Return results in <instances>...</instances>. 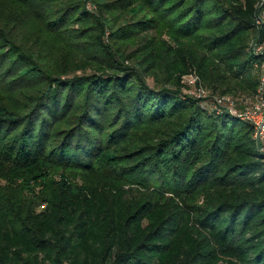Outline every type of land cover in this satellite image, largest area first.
Returning <instances> with one entry per match:
<instances>
[{"label": "trees", "instance_id": "trees-1", "mask_svg": "<svg viewBox=\"0 0 264 264\" xmlns=\"http://www.w3.org/2000/svg\"><path fill=\"white\" fill-rule=\"evenodd\" d=\"M254 43L264 0H0V264H264L253 127L183 94L255 97Z\"/></svg>", "mask_w": 264, "mask_h": 264}, {"label": "rangeland", "instance_id": "rangeland-1", "mask_svg": "<svg viewBox=\"0 0 264 264\" xmlns=\"http://www.w3.org/2000/svg\"><path fill=\"white\" fill-rule=\"evenodd\" d=\"M263 2L261 1V4ZM120 5V3L118 4ZM261 6V5H260ZM90 10L95 11V9L93 7H90ZM127 16V15H126ZM126 16H124V23H128V21L130 22V20H132V18L128 17L127 19L125 18ZM126 19V20H125ZM123 24V23H121ZM118 25L119 26H122V25ZM252 46L250 47V49L254 52L253 50V46L257 45V49L260 48V50H257V52H261L262 53V56H264V44L262 45H259L257 43H254V44H251ZM254 54H256V52H254ZM148 80V84L150 87H154V84H153V78L149 79L147 78ZM183 83L184 85L186 86V89H184L183 91V94L186 95V96H189V97H192V98H195V99H202V100H205L203 102V105L205 108H207L210 112H212L213 110H215V106H214V99L216 98H222L219 94H214L212 93L211 91H209L203 84L202 82L199 80V78L195 75H192V76H188V77H184L183 79ZM224 97H227L228 99H226L227 101L231 102L230 104L232 105L233 104V107L235 110H237L238 112H242L244 111L245 108L247 107H251L252 105L254 106L255 105V97H249V96H246V95H243V94H238L236 96H233V95H226ZM252 106V107H253ZM60 124V123H59ZM134 135H132L133 137ZM131 137V138H132ZM136 139V137H134ZM121 144H123V142H119V144L117 146H120ZM115 146V148L117 147ZM134 178H138L137 175H134ZM145 179H149L148 181L151 183L149 185L151 186H154L153 185V182L152 181H156L155 178H152L151 175L149 174H146L145 175ZM159 183H161L162 185V182L160 180H158ZM5 185V181L3 179L0 178V187H4ZM203 185H199L197 187H195V197L198 198V196L200 195L201 193V190L203 189L202 187ZM31 187V185H30ZM30 191H32L33 189H28ZM28 191L26 193L27 196H31L33 198H37L38 196L41 195V192L39 190V188H35V193L33 194H30L31 192ZM169 192V191H167ZM43 203L42 200L40 202L37 203V212H41L44 210L45 208V205L44 204H41ZM203 203V197H199V201H198V204H202Z\"/></svg>", "mask_w": 264, "mask_h": 264}, {"label": "built area", "instance_id": "built-area-1", "mask_svg": "<svg viewBox=\"0 0 264 264\" xmlns=\"http://www.w3.org/2000/svg\"><path fill=\"white\" fill-rule=\"evenodd\" d=\"M259 23V22H258ZM257 45L253 46L254 52L257 55L262 56L261 52H257L260 48L257 49ZM263 63L261 65V76L259 80V85L257 89V93L255 96V105L252 107H247L242 112H238L234 109L233 104L231 105L227 97L216 98L214 99L215 110L219 112L220 110H226L231 115H234L241 120L251 124L253 127V139L257 145L259 153L264 157V56Z\"/></svg>", "mask_w": 264, "mask_h": 264}]
</instances>
